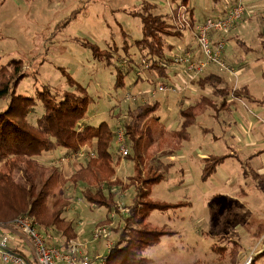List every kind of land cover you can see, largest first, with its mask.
<instances>
[{"label": "rangeland", "instance_id": "1", "mask_svg": "<svg viewBox=\"0 0 264 264\" xmlns=\"http://www.w3.org/2000/svg\"><path fill=\"white\" fill-rule=\"evenodd\" d=\"M143 1L158 3L156 9L150 10L155 14H166L175 6L172 0H0V67L11 58L25 60L28 75L17 88V94L25 96H36L43 85L50 86L53 91L60 90L58 92L74 90L68 86L67 76L87 86L94 102L90 103L81 126L99 125L106 121L114 133L111 150L116 154V162L110 180L121 181L128 187L121 189L119 185H113V190H118L115 204L122 214L128 213L127 208L135 195V186L131 182L142 184L140 180L147 176L151 159L155 158L165 165L173 163L167 178L152 187L150 197L167 203L182 202L184 205L179 209L155 211L148 218L151 225H167L175 233L162 237L158 245L145 251L154 263L251 264L254 260V264H264V111L248 99H233L230 95L225 98L213 93L218 86L231 90L237 85L249 84L251 90L247 85L242 87L258 97L255 102L262 103L260 101L264 100V0H243L245 13L232 28L231 31L235 30L230 40L225 37L224 54H234L236 60L225 61L224 57L229 68L223 72H233V69H241L245 65L241 62H250L248 71L252 70L255 75L245 83H237L240 75L237 78L231 75L232 78L225 74L226 79L215 75L220 83L214 80L207 85L208 96L205 97L210 101L200 98V94L197 95L199 91H196L197 94L192 92V97H188L189 93L182 88L174 92H159V85L168 82L158 83L157 76L145 69L144 57L134 46L130 47V53L127 52L129 42L142 34L140 18L133 17L128 11ZM235 2L222 0L216 4L212 0H190L194 27L207 18H219L214 13L222 15L223 10H229ZM185 33L197 44L196 52L187 50L192 53L193 61H202L204 54L196 29L187 25L183 36ZM224 36L212 32L211 40L214 44ZM81 39L95 43L114 55L113 45H117L119 52L114 56V66H108L103 57L95 56L91 49L82 46L78 42ZM174 56L171 57L174 59ZM129 59L134 60V69L126 78L125 87L115 88L116 68L126 71ZM138 75L140 81H137ZM200 77H194L195 81ZM176 95H181V100ZM230 99L242 101L237 106L241 105L251 116L253 126L241 118L237 106L235 108L233 103H228ZM188 100H192L193 105L183 104ZM223 101H226L228 109L222 106ZM154 102L161 105L155 113L159 121L153 117L142 122L144 125L140 131L144 135L147 158L139 165V161L133 160V143L129 138L128 154L121 155L119 152V127L123 129V120L128 119L118 118L117 114L124 116L128 107L133 109L140 104ZM7 103V100L1 101L0 107L5 108ZM176 104L179 106L176 107ZM180 105L183 109H191L195 116L194 125L188 129L190 136L183 141L171 135V131L179 129L183 121ZM42 114V106L38 105L29 120L35 123ZM242 125L244 129L249 128L253 135L243 132ZM257 133L258 136H255ZM82 148H85L82 155L48 153L37 160L47 170L46 177L53 166L61 167L56 190L64 197L61 201L66 206V217L75 220L78 230V235L70 244H80L84 251L100 262L118 239L114 227L122 214L118 215L113 210L107 215L105 208L91 206L81 189L70 183L72 174L90 156H96L94 147ZM201 154L227 155L224 163L217 166L206 180L203 178L204 160ZM136 164L140 173L135 169ZM13 176L18 183L26 184L22 169H15ZM98 185L103 187L107 184L100 182ZM4 226L13 230L16 228L10 223L0 224V236L11 234V244H14L17 237L5 231ZM38 227L46 239V230L40 224ZM103 227L108 229L107 236L97 234L98 229ZM52 235L54 243L47 244L63 249L61 238L55 233ZM22 236L27 238L24 234ZM13 249L26 257L18 246Z\"/></svg>", "mask_w": 264, "mask_h": 264}, {"label": "trees", "instance_id": "2", "mask_svg": "<svg viewBox=\"0 0 264 264\" xmlns=\"http://www.w3.org/2000/svg\"><path fill=\"white\" fill-rule=\"evenodd\" d=\"M212 1L218 4L222 0ZM172 2L175 6L166 14L151 12L150 10L156 9V4L148 1H143L128 11L133 17L140 18L142 34L140 38L130 41L126 50L130 53V47L134 46L142 54L147 61L145 69L157 76L158 83L162 81L172 84L169 82L168 68L174 63L169 53L173 46L167 38H181L187 25L190 29L195 28L192 20L193 11L189 7L190 0ZM227 12L228 10H224L222 16ZM78 42L91 49L95 56L103 57L108 66L114 64V56L117 51L119 52L117 45H113L116 52L114 55L86 39ZM133 61L129 59L131 63L128 62L126 71L116 68L115 88L125 87L126 78L134 69ZM25 66L23 58H11L6 65L0 67V106L1 101H8L5 108L0 107V224L11 223L19 216H29L47 231L45 233L48 234L46 236L48 244L54 243L51 238L55 233L61 238V248L64 250V246L66 249L70 247V242L78 235V230L75 220L66 217V206L61 201L64 197L56 190L62 172L61 167L53 166L52 170H48L46 177L47 170L39 164L37 158L48 153L58 155L63 152L72 156L71 154L80 151L84 146L94 147L96 156H90L89 160L72 174L70 183L81 189L83 197L91 206L105 208L107 215L113 210L118 215L122 214L115 204L118 190H113V185L117 184L121 189L128 187L122 185L121 181L110 180L114 174L116 154L111 150L114 133L109 123L103 121L99 125L81 126L90 103L94 102L87 86L72 76H67L68 86L75 88L74 90L58 92L60 90L53 91L50 86L43 85L36 96L17 94L19 83L28 75ZM140 80L141 77L138 75L137 81ZM214 80L219 81L215 74L210 73L201 76L197 82L205 88ZM213 93L225 98L230 95L231 98L248 99L252 102L257 100L245 87H234L229 90L225 86H218L214 88ZM202 99L211 100L205 96ZM38 105L42 106L43 114L32 123L29 117ZM160 106L158 102L144 103L133 109L128 107L124 116L117 114L118 118L128 119L123 120V128L127 138L133 143V160L139 161V165L147 158L144 135L140 131L144 125L142 122L153 117L159 121L155 113ZM222 106L228 109L226 101H223ZM180 114L183 121L179 129L171 131V135L181 141L188 140L190 136L188 129L194 125L195 116L191 109L182 108ZM129 156L130 154L127 157ZM226 157L227 155H211L203 158V178L205 180L210 178L216 167L224 163ZM172 164L165 165L152 158L147 176L140 180L142 184L135 185V182H131L135 186V195L128 207V213L120 215L117 219L118 224L114 229L118 233V239L107 253L105 264H161L149 259L145 251L158 245L162 237L175 233L167 225L161 227L151 225L148 218L154 211L179 209L184 204L152 199L150 192L154 185L167 178ZM139 165L136 164L135 169L140 173ZM19 168L23 170L26 184H20L14 179L13 172ZM33 170L35 172H32ZM100 182L107 185L100 187L98 185ZM221 248L222 246L218 250L221 251ZM250 263L254 264V260Z\"/></svg>", "mask_w": 264, "mask_h": 264}, {"label": "built area", "instance_id": "3", "mask_svg": "<svg viewBox=\"0 0 264 264\" xmlns=\"http://www.w3.org/2000/svg\"><path fill=\"white\" fill-rule=\"evenodd\" d=\"M245 8V2L243 0H236L226 15L217 19L207 18L198 24L195 29L198 42L204 54L203 60L197 63L193 61L191 52L184 51L174 56V63L183 66L190 76L200 75L207 68L214 65L221 70L228 69L229 66L224 61L225 37L230 33L236 22L242 18L245 13ZM212 32L225 34V36L213 44L211 40ZM142 62L144 65H147L145 59ZM179 88L175 84H160L158 91L165 93L168 91L174 92ZM117 142L120 154L127 155L129 147L127 145V136L124 128L119 127ZM84 152L85 148H81L80 151L74 154L82 155ZM65 159L64 157L63 160ZM10 225L15 227L21 234L27 236L32 249V260L15 252L11 247V234L6 233L0 236V264H105V259L100 262L96 258L93 259L90 254L80 247V244L75 242L65 250L49 246L38 224L29 216H19ZM97 234L107 236V227L99 228Z\"/></svg>", "mask_w": 264, "mask_h": 264}, {"label": "crops", "instance_id": "4", "mask_svg": "<svg viewBox=\"0 0 264 264\" xmlns=\"http://www.w3.org/2000/svg\"><path fill=\"white\" fill-rule=\"evenodd\" d=\"M152 3V2H151ZM154 4H158V3H154ZM225 9V8H224ZM228 9V8H227ZM169 10V9H168ZM167 10V11H168ZM214 10H216V8H215V6H214ZM226 10V9H225ZM166 11V12H167ZM224 11V10H223ZM216 12V11H215ZM168 13V12H167ZM224 14V13H223ZM222 14V15H223ZM214 15H217V16H222L221 15V13H214ZM203 20V19H202ZM235 30V29H234ZM234 30L233 31H231V33L229 34V35H226V38H228L229 40H230V35L234 32ZM187 34L185 33L184 34V36L182 37V38H180V39H178V38H171V39H169V41H170V44L173 46V49H172V51L171 52H169L170 54H171V56H173V55H176V54H178V53H181V52H187V50H190V51H194V52H196L197 51V44L194 42V40H192V38H190V37H187L186 36ZM234 56V54H231V53H226L225 52V54H224V57H225V61H228V60H232V58H234L233 57ZM235 59V58H234ZM236 60V59H235ZM241 63H244L245 65L241 68V69H233V72H223L224 70H221L219 67H217L216 65H214V66H211V67H209V68H207L206 69V71H204L200 76H205L206 74H210V73H213V74H215V75H217V76H224V78L226 79V76H225V74L226 75H235L236 76V78H237V75H240L237 79H238V82L237 83H245V82H247L248 80H251V78L255 75V72H252V70H250V71H248V67H249V65H250V62H241ZM168 75H169V81L172 83V84H175V85H177L178 87L180 86V89L182 88L183 90L182 91H186L185 93H189V94H191L192 92L193 93H195L196 91H199L200 93H198L197 94V92L195 93V94H197V95H199L200 94V98L201 97H204V96H208V94H207V90H208V88H207V85H206V87L205 88H203V87H201V85H199V83L197 82V81H195L196 79H194V77L196 78V77H200L199 75H197V76H190L187 72H186V70H185V68L183 67V66H181V65H177V64H175V63H172L171 65H170V67L168 68ZM262 76V75H261ZM232 78H233V76H231ZM262 78V77H261ZM193 79V81H191ZM199 79V78H198ZM197 79V80H198ZM263 79V78H262ZM245 85H247V87L251 90V88H250V85L249 84H244V85H242V86H245ZM241 86V87H242ZM198 87H201L199 90H198ZM237 87H239V85H237ZM210 89V88H209ZM182 91H179V92H182ZM192 93V94H193ZM251 93H252V91H251ZM188 94V97H192V94L191 95H189ZM253 94V93H252ZM177 97H179L180 98V100H181V95H176ZM184 98H185V96H184ZM254 98H258V97H254ZM233 99H236V98H233ZM192 100H188L187 102H184L183 104L184 105H187V104H191V105H193V103L191 102ZM234 101H236V102H234ZM239 102H241L242 103V101L241 100H232V99H230L229 100V104H231V103H233L232 104V106L233 107H235L236 108V106H237V103H239ZM260 102H262V103H259V102H255L254 101V103H255V105L257 104L258 106H260V108H261V111H264V100L263 101H260ZM182 102H180V104H181ZM182 104V105H183ZM176 107L177 106H179L178 104H176L175 105ZM180 107H181V105H180ZM232 107V108H233ZM181 108H183V107H181ZM237 110H239L240 111V114H242V116H241V118L242 119H246L250 124H248L249 126L250 125H252L253 126V124H252V122H251V116H249L248 115V113L242 108V106L240 105V106H237V108H236ZM178 110H180V109H178ZM259 115H262L263 116V114H259ZM171 125V124H170ZM243 126V125H242ZM246 129V128H245ZM244 129V126H243V128H242V130H243V132L244 131H246L245 133H249V134H251V135H253L252 134V131L249 129V128H247L246 130ZM243 135V134H242ZM245 135V134H244ZM255 136H258V133L257 134H255ZM259 153V152H258ZM203 154H201V157H202V159L203 158H205V157H207V156H202ZM202 166H203V164H202ZM155 212V211H154ZM154 212H152L151 213V215L150 216H152L153 215V213ZM149 216V217H150ZM5 228H4V230L5 231H10V233H12V234H14L16 237H17V239L15 240V242H14V244L16 245V246H18V249L24 254V255H26V257L27 258H29L30 260H32L31 259V255H32V249H31V246H30V241L26 238V237H24V236H22V234L19 232V231H17V229H15V230H13V229H8V227L7 226H4ZM10 228V227H9ZM62 241V240H61ZM72 242V241H71ZM13 243L11 244L12 246V248H16V246L14 245ZM71 245V244H70ZM95 246H93V248H94ZM92 254H93V252H92ZM98 262V261H97Z\"/></svg>", "mask_w": 264, "mask_h": 264}]
</instances>
